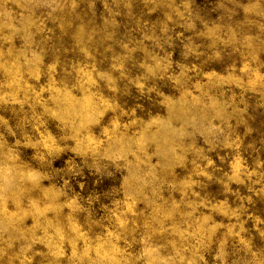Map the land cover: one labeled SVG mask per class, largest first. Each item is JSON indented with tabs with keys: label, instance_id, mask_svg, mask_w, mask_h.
Wrapping results in <instances>:
<instances>
[{
	"label": "rangeland",
	"instance_id": "rangeland-1",
	"mask_svg": "<svg viewBox=\"0 0 264 264\" xmlns=\"http://www.w3.org/2000/svg\"><path fill=\"white\" fill-rule=\"evenodd\" d=\"M0 264H264V0H0Z\"/></svg>",
	"mask_w": 264,
	"mask_h": 264
}]
</instances>
